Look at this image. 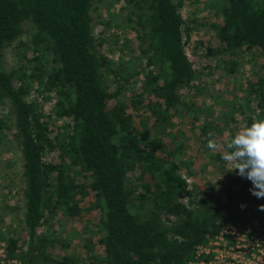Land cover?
<instances>
[{"label":"trees","instance_id":"obj_1","mask_svg":"<svg viewBox=\"0 0 264 264\" xmlns=\"http://www.w3.org/2000/svg\"><path fill=\"white\" fill-rule=\"evenodd\" d=\"M100 0H0V133L12 138L21 156L20 230L0 214V245L18 264H188L195 249L230 222L244 230L257 223L264 234V198L251 195V182L224 169L222 153H210V138L225 151L234 131L214 120L197 127L201 148L228 186L215 194L208 186L193 197L187 180L192 160L174 134V118L196 128L201 109L183 100L198 74L185 52L190 29L180 9L184 0H125L144 92L124 94L139 70L126 63L112 68L102 51L105 40L92 32L91 11ZM218 46L207 55L233 57L256 50L264 57V0H209ZM29 37L22 40L23 24ZM15 44L16 67L6 70L4 51ZM52 106L44 112L43 104ZM234 102V101H233ZM4 111V114H1ZM138 111L147 115L139 117ZM242 113L245 127L264 120V62L229 106V121ZM139 117L138 122L134 116ZM152 120L151 128H141ZM143 125V126H141ZM169 138L173 146L165 142ZM182 157V158H181ZM233 167V165H232ZM218 168V166H217ZM244 206L243 208L241 206ZM15 210L18 208H14ZM83 220L80 247L49 234L54 218ZM63 230L61 220L56 222ZM66 231L67 228H65Z\"/></svg>","mask_w":264,"mask_h":264},{"label":"rangeland","instance_id":"obj_2","mask_svg":"<svg viewBox=\"0 0 264 264\" xmlns=\"http://www.w3.org/2000/svg\"><path fill=\"white\" fill-rule=\"evenodd\" d=\"M128 7L125 0H100L94 4L91 11L92 32L94 36H101L105 43L102 51L107 56L109 66L114 68L119 64L126 63L131 70H139L138 75L132 77L130 85L124 94L130 95L135 92H144L145 72L144 66L135 59L138 55V47L135 41V34L131 29L132 24L126 21ZM180 14L184 20V27L189 28L190 40L185 47V52L190 60L194 62V67L198 71L197 78L193 82L196 90H189L184 95L183 100L195 103L201 111L197 117L196 128L191 129V123L186 117L182 121L174 118L175 128L184 133L174 134L177 138L176 143H181L185 148L186 161L192 160L191 175H186V169L182 168L181 175L187 180L190 190H193V197L198 198L206 187H212L215 194H223L228 183L225 176L218 170L220 164L215 161L210 162L203 156L205 149L201 148V140L198 136L197 127L203 122H214L224 130L220 141H225L228 132L234 131V134L244 129L242 123V113H234V122L229 121V106L235 101H239L245 94L246 85L253 79L258 72L259 67L264 62L262 57L255 49L251 52L240 51L233 60L237 63L235 71L231 74L226 72L224 64L218 63V60L225 61L228 56L225 55H207L206 46L199 47V40L206 42L207 46L215 49L218 42L214 36V30L211 24H216L218 19L215 17L216 8L214 2L209 0H184L180 9ZM24 34L22 40L29 37V24H23ZM18 51L15 44L8 46L4 51V67L10 70L16 67ZM234 101V102H233ZM52 105L43 104V110L46 112ZM2 112V111H1ZM139 117L147 118V115L141 111L137 112ZM4 114V111L1 113ZM139 117L134 116V121L138 122ZM152 120H149L141 128H151ZM227 130V131H226ZM166 138L167 146L171 148L173 143ZM210 153H222L224 150L218 143L215 151L209 150ZM182 158V157H181ZM21 156L16 143L9 135L5 136L0 133V214L6 224H9L20 230L19 222L21 221V191L23 183L21 180ZM224 169L231 170L232 164L224 160ZM218 166V168H217ZM18 208V209H14ZM61 220L63 230L59 229L57 221ZM85 219L71 222L63 221L62 214L59 213L49 229V234L56 239L69 240L70 247L61 249L56 246L53 250L55 254L69 253L70 251L83 254L80 247V232ZM67 228L68 231L65 230Z\"/></svg>","mask_w":264,"mask_h":264},{"label":"built area","instance_id":"obj_3","mask_svg":"<svg viewBox=\"0 0 264 264\" xmlns=\"http://www.w3.org/2000/svg\"><path fill=\"white\" fill-rule=\"evenodd\" d=\"M0 264H18L7 259L3 244L0 245ZM188 264H264V234L256 222L244 230L227 222L216 236L196 247L194 259Z\"/></svg>","mask_w":264,"mask_h":264},{"label":"clouds","instance_id":"obj_4","mask_svg":"<svg viewBox=\"0 0 264 264\" xmlns=\"http://www.w3.org/2000/svg\"><path fill=\"white\" fill-rule=\"evenodd\" d=\"M207 147L215 151L218 143L210 138ZM224 147L222 158L233 165L231 171L235 170L237 175L251 182V195L257 199L264 198V120H254L250 126L237 132ZM259 209L264 211V204Z\"/></svg>","mask_w":264,"mask_h":264}]
</instances>
